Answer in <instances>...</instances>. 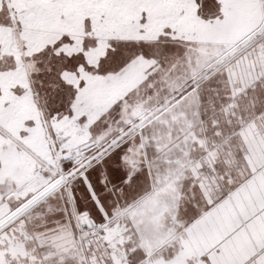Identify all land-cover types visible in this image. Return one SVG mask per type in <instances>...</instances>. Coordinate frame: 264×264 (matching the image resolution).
<instances>
[{
    "label": "snow or ice",
    "instance_id": "1",
    "mask_svg": "<svg viewBox=\"0 0 264 264\" xmlns=\"http://www.w3.org/2000/svg\"><path fill=\"white\" fill-rule=\"evenodd\" d=\"M0 264H264V0H0Z\"/></svg>",
    "mask_w": 264,
    "mask_h": 264
}]
</instances>
